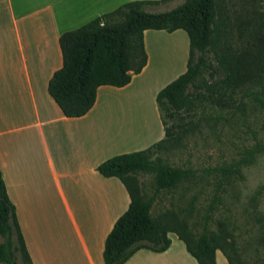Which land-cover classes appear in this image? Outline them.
<instances>
[{"label":"trees","instance_id":"1","mask_svg":"<svg viewBox=\"0 0 264 264\" xmlns=\"http://www.w3.org/2000/svg\"><path fill=\"white\" fill-rule=\"evenodd\" d=\"M171 1L126 2L61 33L62 66L50 78L47 91L65 117H81L95 104L99 87H124L146 66L145 31H184L188 39L186 69L155 98L163 138L146 149L115 155L96 168L105 178L119 179L130 200L105 238L103 263L124 264L142 248L165 252L171 245L168 234L174 233L196 264H216L217 251L228 264H244L235 241L229 240V229L214 220V213L239 172L264 155V141L255 132L254 144L237 161L204 170L213 179V191L197 222L189 225L168 214L153 217L151 209L161 192L195 181L193 170L170 165L159 154L199 129L206 120L200 113L216 107L244 118L249 108L264 111V0H260L263 11L234 22L229 20L224 0H183L158 13L146 9ZM192 117L196 119L185 121ZM139 173L153 176L150 196L141 189ZM263 193L264 184L255 196ZM0 238V264H32L1 172Z\"/></svg>","mask_w":264,"mask_h":264},{"label":"crops","instance_id":"2","mask_svg":"<svg viewBox=\"0 0 264 264\" xmlns=\"http://www.w3.org/2000/svg\"><path fill=\"white\" fill-rule=\"evenodd\" d=\"M130 1L0 0V172L32 264H104L105 238L130 200L96 168L164 136L155 98L165 85L154 86L147 38L165 31L144 32L146 66L124 87H99L85 115L65 117L47 91L62 66L60 34ZM168 237L165 252L142 248L124 264H196ZM215 261L228 264L219 251Z\"/></svg>","mask_w":264,"mask_h":264},{"label":"rangeland","instance_id":"3","mask_svg":"<svg viewBox=\"0 0 264 264\" xmlns=\"http://www.w3.org/2000/svg\"><path fill=\"white\" fill-rule=\"evenodd\" d=\"M182 2L183 0H174L146 9L158 13L170 10ZM224 7L231 22L246 14L254 16L256 12L263 11L260 0H224ZM164 34L159 38L150 34L147 38L148 50L155 60V71L152 72L158 79L154 86H166L185 69L184 53H188L185 32L181 30L175 34ZM200 115L206 120L199 129L186 135L173 149L159 154L170 165L193 170L196 179L193 183H184L172 192H161L152 205L153 217L168 214L185 220L189 225L197 222L213 191V179L207 177L204 170L237 161L244 149L254 144L252 132L264 141V111L249 108L246 116L239 118L237 114L209 107ZM189 119L194 120L196 117L186 118L185 121ZM167 123L171 124L168 120ZM137 178L143 193L150 196L154 191L153 176L139 173ZM262 184L264 155L239 172L214 213V220L224 222L229 229V240L235 241L244 264H264V193L255 196Z\"/></svg>","mask_w":264,"mask_h":264}]
</instances>
